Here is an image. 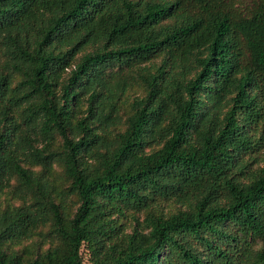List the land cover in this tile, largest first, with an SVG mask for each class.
Listing matches in <instances>:
<instances>
[{
    "label": "trees",
    "instance_id": "trees-1",
    "mask_svg": "<svg viewBox=\"0 0 264 264\" xmlns=\"http://www.w3.org/2000/svg\"><path fill=\"white\" fill-rule=\"evenodd\" d=\"M263 146L264 0H0V264H264Z\"/></svg>",
    "mask_w": 264,
    "mask_h": 264
},
{
    "label": "rangeland",
    "instance_id": "rangeland-1",
    "mask_svg": "<svg viewBox=\"0 0 264 264\" xmlns=\"http://www.w3.org/2000/svg\"><path fill=\"white\" fill-rule=\"evenodd\" d=\"M242 1H243V4H245L249 0H242ZM142 93H143L142 86L140 84H134L127 90L125 95H128V100H129L133 95H140ZM128 111H129V105L126 103L121 110L122 116L124 117L128 113ZM119 126L123 127V124L120 123ZM258 163L261 165H264V146L258 150V156L256 158V162L254 163V165ZM52 171H53V176L61 177L62 171L59 165H54ZM57 180L59 181V179ZM18 202H19L18 200L11 198L9 194L7 193L0 194V206L1 207L6 204H11V203L16 204ZM160 207H162L164 210L174 209L175 203L171 201H162L160 204ZM144 213H145L144 211L135 212V215H137L139 219L141 220L144 216ZM120 221L122 222L123 227L126 231H130L132 229V226L134 224V219L132 218L131 212H127L126 216L120 217ZM45 229H46V226H43V227H40L38 230L45 231ZM38 236H39L38 233H34L30 237L24 239L21 243L15 245L14 248L21 249L22 247L26 246L27 248L31 249V255H33V253L35 252L37 248L42 249L48 245V241L42 242L38 238ZM26 256H28V254H26Z\"/></svg>",
    "mask_w": 264,
    "mask_h": 264
}]
</instances>
